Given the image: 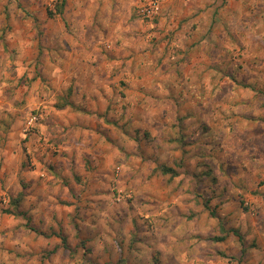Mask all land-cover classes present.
I'll return each mask as SVG.
<instances>
[{
  "label": "clouds",
  "instance_id": "clouds-1",
  "mask_svg": "<svg viewBox=\"0 0 264 264\" xmlns=\"http://www.w3.org/2000/svg\"><path fill=\"white\" fill-rule=\"evenodd\" d=\"M0 264H264V0H0Z\"/></svg>",
  "mask_w": 264,
  "mask_h": 264
}]
</instances>
